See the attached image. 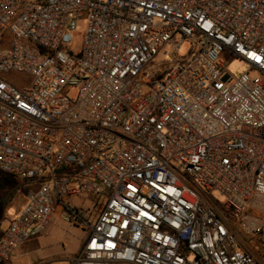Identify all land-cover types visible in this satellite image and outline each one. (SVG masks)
<instances>
[{"label": "built area", "instance_id": "built-area-1", "mask_svg": "<svg viewBox=\"0 0 264 264\" xmlns=\"http://www.w3.org/2000/svg\"><path fill=\"white\" fill-rule=\"evenodd\" d=\"M186 40L199 50L165 51L153 82ZM227 56L264 76V0H0V173L41 184L0 264L57 204L89 230L71 264H264V78Z\"/></svg>", "mask_w": 264, "mask_h": 264}, {"label": "rangeland", "instance_id": "rangeland-1", "mask_svg": "<svg viewBox=\"0 0 264 264\" xmlns=\"http://www.w3.org/2000/svg\"><path fill=\"white\" fill-rule=\"evenodd\" d=\"M86 28L87 20L84 19L79 22L78 30L73 33L77 44L82 42ZM198 50L199 48L191 40H186L180 50L176 52H173L171 46L167 45L148 65L151 71L156 73L153 82L160 79L170 65L169 60L164 56L165 51L184 63L192 53ZM223 59L227 62L230 72L236 77L249 72L252 79L262 80L264 78L263 74L256 69H251L250 65L241 59L230 56ZM5 77L19 88H23L31 81L28 76L15 72L5 74ZM66 92L72 99H75L78 94L77 88H67ZM40 185L38 181L26 183L18 177L0 173V208L2 209L0 234L7 229L10 219L21 214L28 202V193L38 190ZM200 190L219 210H225V197L217 191H207L204 188H200ZM65 200L79 207L93 209L97 198L94 195H80L67 197ZM61 212L62 208L57 204L55 213L45 231L23 241L10 255L6 264H71V260L79 256L83 250L89 230L80 223L64 220L61 217ZM255 248L261 253V247L257 241Z\"/></svg>", "mask_w": 264, "mask_h": 264}, {"label": "flooded vegetation", "instance_id": "flooded-vegetation-1", "mask_svg": "<svg viewBox=\"0 0 264 264\" xmlns=\"http://www.w3.org/2000/svg\"><path fill=\"white\" fill-rule=\"evenodd\" d=\"M1 210H2V209L0 208V218H2V217H1Z\"/></svg>", "mask_w": 264, "mask_h": 264}]
</instances>
